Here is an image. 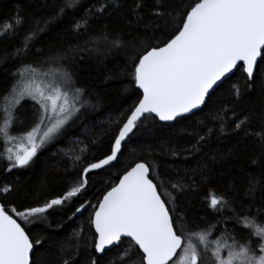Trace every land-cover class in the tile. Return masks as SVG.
<instances>
[{
    "label": "snow or ice",
    "instance_id": "snow-or-ice-1",
    "mask_svg": "<svg viewBox=\"0 0 264 264\" xmlns=\"http://www.w3.org/2000/svg\"><path fill=\"white\" fill-rule=\"evenodd\" d=\"M65 17L67 26L49 35L51 26ZM33 20L19 43L0 54L5 81L0 88L4 172L32 167L38 153L77 122L88 129L86 122L99 104L74 78L78 61L93 55L121 58L125 91L134 99L120 118L111 121L112 130L94 135L78 152L64 153L71 162L67 171H75V178L63 193L42 206L8 207L10 201L0 202V264H38L36 257L46 240L33 239L23 225H47L50 210L77 204L68 219L90 208L89 235L85 239L81 226L67 238L75 241L68 246L75 248L72 260L83 246L92 254L90 264H264V0H93L91 4L61 0L52 15ZM26 22L23 10L15 9L0 21V36L19 35ZM121 22L137 35L126 37L122 30L112 29L113 23ZM237 72L243 84H231L228 101L218 109L210 107V102L216 103L217 90ZM252 95L258 103L238 111L236 106ZM24 101L32 102V111L22 120L18 112ZM205 109L193 149L200 152L213 139L221 146L200 168L201 182L218 164L247 172L242 187L206 197L207 207L221 220L205 225L186 222L179 197L195 192L197 180L166 178L148 161L129 163L118 183H112L95 204L82 199L91 176L118 161L131 135L145 122L155 129L157 121L179 123ZM102 149L101 158L97 153ZM18 192L11 182L0 184V197ZM225 210L231 214L227 218ZM228 222H233V229L225 228L213 238L217 225ZM65 244L59 247L62 264H71L63 259Z\"/></svg>",
    "mask_w": 264,
    "mask_h": 264
},
{
    "label": "trees",
    "instance_id": "trees-1",
    "mask_svg": "<svg viewBox=\"0 0 264 264\" xmlns=\"http://www.w3.org/2000/svg\"><path fill=\"white\" fill-rule=\"evenodd\" d=\"M61 0H0V21L12 15L17 8L23 10L27 22L24 28L20 30L17 36H0V54L13 49L19 43L20 37L27 30L30 24L34 23L33 17H47L53 14L59 6ZM86 4H91L93 0H84ZM131 0H129V3ZM71 14L69 13V17ZM65 17L60 23H54L51 26L49 35L60 31L67 26ZM102 27L94 25V28ZM114 31L122 30L127 37L137 35V32L130 29L125 22L119 25L113 23ZM2 30V29H0ZM39 46V45H37ZM32 57L30 56L29 59ZM10 67V65H9ZM123 70L122 59L117 57H101L97 59L93 55L90 59L78 61L75 66V80L79 87L85 90L88 97L93 103H98L99 107L96 112L89 116L88 129L83 123L77 122L70 126L67 133L56 143L49 144L42 149L35 163L26 170H15L12 174L3 171L4 162L0 161V184L11 182L19 189V192L8 197H0V202H7V206L13 204L19 205L23 203L25 206H42L44 201L49 198L56 197L63 193L67 182L75 178V171H67L71 168V162L64 155L65 152H76L90 141L94 135H102L104 131L112 130L111 121L120 118L121 112L126 109L133 101L134 94L130 91H125L126 78L121 75ZM3 69L0 68V88L5 86L3 79ZM109 77H112L109 79ZM240 73L232 75L231 79L225 82L217 93L214 95L216 103L213 105L210 102V107L218 109L221 105L228 101L229 93L227 89L231 84L239 82L243 84V80H238ZM258 103V98L255 95L246 97L239 105L237 110H247L250 103ZM32 111V102L24 101L23 107L19 109L18 116L24 120ZM208 110L204 113L197 112L196 115L190 116L186 120H181L179 123L174 122L171 125H163L158 121V127L153 129L152 123L145 122L141 125L140 130L136 131L135 135H131V139L125 144L123 154L118 161L112 164L111 167L101 171L99 175L91 176L88 194L83 197L84 200H91L96 203V198L102 197L104 191L109 190L112 183L118 181L117 177L123 174V170L132 162H154L157 170L166 178L191 180L195 178L198 182V187L195 192L189 191L185 195L179 197V211L186 215V222L189 224L205 225L209 222L215 223L221 220V215L215 214L207 207L205 203L206 197L215 192L217 195L231 190L233 186L240 188L247 179L246 171H238L235 168L227 167L224 164L211 166V171L208 173L206 182H201L199 170L205 160L211 159V153L221 146L220 141L213 139L210 145L205 146L200 152L193 149L195 144L194 134L200 130V120ZM231 115V113H229ZM192 133L193 135H189ZM15 134V131H13ZM82 142V143H74ZM105 145L108 143L107 137H104ZM225 147L227 145H224ZM3 145L0 142V150ZM187 149H193L191 152ZM60 153L53 155L56 151ZM98 152V155H101ZM176 152L178 155L173 156ZM91 152L86 154V157L91 156ZM207 154V156L205 155ZM102 158V155H101ZM154 178H155V174ZM158 182V181H157ZM167 184V179L165 180ZM74 205L71 208H60L50 210L47 215V225L44 223L23 225L30 230L33 239H45L43 248L38 253L36 259L38 264H49L50 261L54 264H62V258L59 252L61 242H65V254L63 259H69L71 264H90L92 254L85 247H81L79 255L74 260L71 259L75 253V248H69V245H74V240H68L74 231L83 226L84 237L88 238L89 227L87 218L91 212L89 208L82 216H77L72 220L68 217L74 211ZM239 208V202H237ZM23 210V209H21ZM255 211V210H253ZM231 214L225 210L223 216L227 218ZM23 223L22 221H19ZM234 227L233 222L220 223L217 225L218 230L214 233L213 238L219 236L221 232L227 228L231 231ZM239 232V226H235ZM45 250L47 252L45 253ZM40 257H43L42 260ZM103 264V262H102Z\"/></svg>",
    "mask_w": 264,
    "mask_h": 264
},
{
    "label": "water",
    "instance_id": "water-1",
    "mask_svg": "<svg viewBox=\"0 0 264 264\" xmlns=\"http://www.w3.org/2000/svg\"><path fill=\"white\" fill-rule=\"evenodd\" d=\"M159 122V121H158ZM159 123H161V124H163V125H171V124H173L174 122H159ZM131 135V134H130ZM115 162H113V164H114ZM117 183H118V181H117ZM102 198V197H101ZM79 216V215H78ZM94 231V230H93Z\"/></svg>",
    "mask_w": 264,
    "mask_h": 264
},
{
    "label": "rangeland",
    "instance_id": "rangeland-1",
    "mask_svg": "<svg viewBox=\"0 0 264 264\" xmlns=\"http://www.w3.org/2000/svg\"><path fill=\"white\" fill-rule=\"evenodd\" d=\"M13 131H15V129H13ZM47 147V146H46ZM61 152V150H58V151H56V153H53V155H55V154H58V153H60ZM62 153V152H61Z\"/></svg>",
    "mask_w": 264,
    "mask_h": 264
},
{
    "label": "flooded vegetation",
    "instance_id": "flooded-vegetation-1",
    "mask_svg": "<svg viewBox=\"0 0 264 264\" xmlns=\"http://www.w3.org/2000/svg\"><path fill=\"white\" fill-rule=\"evenodd\" d=\"M117 183V182H116Z\"/></svg>",
    "mask_w": 264,
    "mask_h": 264
}]
</instances>
